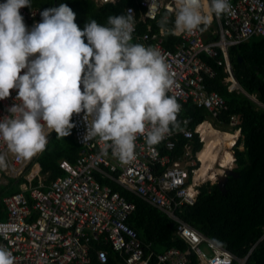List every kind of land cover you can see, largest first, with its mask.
<instances>
[{
  "label": "built area",
  "instance_id": "built-area-1",
  "mask_svg": "<svg viewBox=\"0 0 264 264\" xmlns=\"http://www.w3.org/2000/svg\"><path fill=\"white\" fill-rule=\"evenodd\" d=\"M114 1L95 0L97 3ZM205 1L208 10H204V14L211 16V25L192 34L177 35L172 46L166 45L167 29H154L151 24L162 11H166L165 15L169 12L175 15V0H133L123 8L125 15L134 16L133 35L137 36L138 43L158 48L165 56L174 80L168 95L176 97L181 109L188 100L205 107L209 118L191 126L188 117L182 115L180 128L172 130L154 146V150L149 149L143 136L138 137L135 159L125 165L112 155L110 148L107 154L102 152L103 145L98 142V137L85 142V113L74 114L72 131L80 148L73 161L58 160L64 173L53 178L46 188L42 181L28 187L22 184L24 190L28 189L27 193L22 190L3 197L6 216L0 219V247L13 253L15 264H99L107 257V248L99 247V244H108L116 251L121 256V264H188L190 251L196 255L198 264H232L234 260L238 264L244 263L246 255L237 256L199 231L181 217L179 208L182 204H192L197 198L199 185L209 177L215 180L224 174L234 161L232 149L228 167L221 166L216 160L211 169L201 174L198 150L192 151L190 140L194 133H198L203 141L200 124L205 121L210 124V118L218 117L227 109L223 96L217 90L207 88L206 79L217 75L216 66L222 67V81L229 89H242L234 74L228 49L249 37L264 36V0H229L231 12L219 17L210 11V0ZM153 2L156 8L150 13ZM42 12L35 6L20 9L24 22L32 27L42 21ZM139 24L145 29L136 33ZM207 58L214 62L210 63ZM24 71L26 69L21 75ZM81 88L83 90V85ZM16 96L17 90L13 89L10 97L0 100V119L10 115L8 109L18 103ZM241 111L230 116V125L240 123L237 118ZM179 134L187 142L181 152L172 154ZM0 153L6 154L7 166L2 169L7 174H22L29 180L39 175L37 161L32 162L29 169H24L33 157L17 160L3 140H0ZM103 178L112 179L164 212L173 220L175 233L188 243V248L170 246L145 253L137 232L126 222L135 207L134 202L102 181ZM201 242L206 243L209 253L200 247Z\"/></svg>",
  "mask_w": 264,
  "mask_h": 264
},
{
  "label": "clouds",
  "instance_id": "clouds-1",
  "mask_svg": "<svg viewBox=\"0 0 264 264\" xmlns=\"http://www.w3.org/2000/svg\"><path fill=\"white\" fill-rule=\"evenodd\" d=\"M175 4L171 34H192L210 25L205 0ZM23 7H31L30 0L0 3V100L15 89L18 102L0 119V140L17 160L45 150V129L58 138L71 135L73 115L82 112L84 141L98 137L102 152L110 148L125 165L135 159L138 137L154 150L180 128L181 105L168 95L174 80L165 56L158 48L132 43V14L109 16L107 26L93 19L81 30L76 13L62 3L44 10L42 21L29 31L20 14ZM155 8L153 2L149 12ZM209 9L219 17L229 14L231 5L229 0H210ZM158 23L165 30L169 17ZM6 166V154L0 153V168ZM0 264H15L5 247H0Z\"/></svg>",
  "mask_w": 264,
  "mask_h": 264
},
{
  "label": "trees",
  "instance_id": "trees-1",
  "mask_svg": "<svg viewBox=\"0 0 264 264\" xmlns=\"http://www.w3.org/2000/svg\"><path fill=\"white\" fill-rule=\"evenodd\" d=\"M3 1L5 0H0ZM132 1L97 3L95 0H38L30 3L39 5L43 11L58 7L62 3L67 4L76 13L75 22L83 30L85 24L93 19L107 26L108 17L125 15L124 5ZM165 13L166 11L160 12L158 19L152 22V28L159 27L158 22ZM167 16L170 23L165 33L166 45L172 46L177 35L171 34L169 29L173 27L175 15L169 12ZM144 29L145 26L139 24L136 33ZM132 37V43H138L137 36L132 34ZM206 38H209V34H206ZM85 43H87L86 38ZM228 50L234 74L242 89L228 88V85L222 81L221 66H216L217 75L207 78L206 84L208 89L217 90L227 104V109L218 117L209 119L211 124L226 131L239 129V136L233 146L235 162L233 167L238 175L227 176L225 192L219 189L216 182L207 180L201 183L196 200L192 204H182L179 214L192 226L227 247L237 256L246 255L243 264H264V36L249 37L230 45ZM207 60L210 63L214 62L212 58ZM242 106L237 118L240 123L235 126L230 125V116L238 113ZM182 115L188 117V124L191 126L209 118L208 110L191 100L184 103L178 114L180 124ZM190 141L193 152L203 148V141L199 139L198 133H194ZM185 142L187 139L179 134L171 153L181 152ZM240 144L242 147H239ZM160 149L164 151L163 147ZM78 150L79 144L72 130L71 135L65 138H58L55 131L49 132L46 148L37 156L45 180L61 175L63 169L59 167L58 159L66 158L73 161ZM101 180L108 182L113 189L134 202L135 207L128 214L126 222L137 232L144 244L145 253L150 249L161 251L170 246L188 248V243L175 233L173 220L164 212L112 179ZM19 183V179L9 177L6 183L0 185V218L6 214L1 202L2 195L19 189ZM98 246L107 248L106 260L99 264L122 263L121 256L108 244ZM92 256L94 257V251ZM187 256L188 264H198L196 255L192 251ZM232 264H238V261L234 260Z\"/></svg>",
  "mask_w": 264,
  "mask_h": 264
},
{
  "label": "bare ground",
  "instance_id": "bare-ground-1",
  "mask_svg": "<svg viewBox=\"0 0 264 264\" xmlns=\"http://www.w3.org/2000/svg\"><path fill=\"white\" fill-rule=\"evenodd\" d=\"M205 10H208V4L205 1ZM206 122V121H205ZM202 122L199 129L202 132V138L204 146L199 151L198 157L202 161L203 165L199 168L201 174H204L207 170L213 167V163L218 160L220 155V149L223 144L229 143L230 145L234 142V136L237 133L218 131L212 127L209 123ZM232 158L231 151L224 149L221 157L219 158L221 166H226ZM210 176H213L210 174Z\"/></svg>",
  "mask_w": 264,
  "mask_h": 264
},
{
  "label": "crops",
  "instance_id": "crops-1",
  "mask_svg": "<svg viewBox=\"0 0 264 264\" xmlns=\"http://www.w3.org/2000/svg\"><path fill=\"white\" fill-rule=\"evenodd\" d=\"M36 1H38V0H30V2L31 3H34V2H36ZM31 6H35V7H39V8H41L39 5H37V4H31ZM205 10V9H204ZM210 25H211V23H210ZM209 25V26H210ZM26 26H27V28H28V30L30 31L31 29H32V26L29 24V23H26ZM73 132V131H72ZM46 133H48L49 134V132H48V130H47V132ZM74 136V135H73ZM48 138V137H47ZM80 148V147H79ZM78 152H79V150H78ZM40 153V152H39ZM39 153H37V154H35L34 156H33V158L31 159V161L30 162H28L26 165H25V167H24V169L26 170V169H29L30 168V166H31V163L32 162H34V161H37L38 163H39V165H40V162H39V160L37 159V156L39 155ZM77 156V155H76ZM75 156V157H76ZM59 160V159H58ZM2 169V168H1ZM63 173H64V171H63ZM62 173V174H63ZM7 174V173H6ZM8 175V178L9 177H11V178H16V179H19L20 180V188L19 189H17V190H15V191H12V192H16V191H25L26 193H27V191H28V189L27 190H24V188H23V185L22 184H24V185H26V187H28L29 185H34V184H38L40 181H42L43 183H44V188H46L47 187V185L49 184V182L53 179H50V180H45V175L43 174V173H41V165H40V171H39V175H36V176H34L31 180H29L28 178H26L24 175H22V174H18V175H15V176H13V175H9V174H7ZM39 177L41 178V179H39ZM55 178V177H54ZM12 192H9V193H5V194H3L2 195V198H1V202H2V205H3V207H4V210H5V212H6V208H5V205H4V202H3V197L5 196V195H8V194H10V193H12ZM5 216H6V214H5ZM5 216L4 217H2V218H0V219H3V218H5Z\"/></svg>",
  "mask_w": 264,
  "mask_h": 264
},
{
  "label": "rangeland",
  "instance_id": "rangeland-1",
  "mask_svg": "<svg viewBox=\"0 0 264 264\" xmlns=\"http://www.w3.org/2000/svg\"><path fill=\"white\" fill-rule=\"evenodd\" d=\"M242 109V107L240 108V110ZM205 123H208V122H205ZM211 124V123H210ZM211 126L212 127H214L212 124H211ZM216 130H218V131H223V132H226V130H222V129H219V128H216V127H214ZM227 132H233V133H237L235 136H234V142L230 145L229 143H227V144H223V146L221 147V149H220V155H219V157H218V160H219V158L221 157V154H222V151L224 150V149H227V150H229V151H232V149H233V146H234V144H235V142H236V140H237V138H238V136H239V133H238V131L237 130H233V131H227ZM203 146H204V142H203ZM239 147H242V145L240 144L239 145ZM202 149V148H201ZM201 149L199 150V151H201ZM199 151H198V153H199ZM232 153V152H231ZM200 160V159H199ZM201 161V160H200ZM202 162V161H201ZM202 165H203V163H201ZM202 165H200V168H201V166ZM230 165H231V167H233V166H235V162L234 161H231V163H230ZM227 167H228V165H226ZM213 174V173H212ZM217 178H218V176H217ZM217 178L214 180L213 179V177H209V181H211V182H214V181H216L217 180ZM7 180H8V175L6 174V172L3 170V169H1L0 168V185L2 184V183H6L7 182ZM200 247L203 249V250H205L207 253H209V248L207 247V245H206V243L205 242H201L200 243Z\"/></svg>",
  "mask_w": 264,
  "mask_h": 264
},
{
  "label": "water",
  "instance_id": "water-1",
  "mask_svg": "<svg viewBox=\"0 0 264 264\" xmlns=\"http://www.w3.org/2000/svg\"><path fill=\"white\" fill-rule=\"evenodd\" d=\"M228 175L237 176L238 172L234 169V167H228L225 170V173L220 175L218 179L215 181L222 192H225V181Z\"/></svg>",
  "mask_w": 264,
  "mask_h": 264
}]
</instances>
